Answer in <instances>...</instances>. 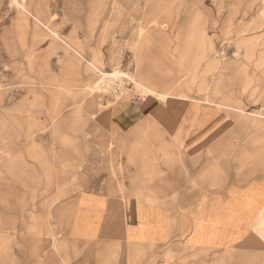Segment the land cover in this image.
Listing matches in <instances>:
<instances>
[{"label": "rangeland", "instance_id": "obj_1", "mask_svg": "<svg viewBox=\"0 0 264 264\" xmlns=\"http://www.w3.org/2000/svg\"><path fill=\"white\" fill-rule=\"evenodd\" d=\"M166 91L264 134V0H0V264H44L115 167L99 113Z\"/></svg>", "mask_w": 264, "mask_h": 264}, {"label": "crops", "instance_id": "obj_2", "mask_svg": "<svg viewBox=\"0 0 264 264\" xmlns=\"http://www.w3.org/2000/svg\"><path fill=\"white\" fill-rule=\"evenodd\" d=\"M163 95L99 113L115 167L77 195L44 264H264V134L244 110Z\"/></svg>", "mask_w": 264, "mask_h": 264}, {"label": "bare ground", "instance_id": "obj_3", "mask_svg": "<svg viewBox=\"0 0 264 264\" xmlns=\"http://www.w3.org/2000/svg\"><path fill=\"white\" fill-rule=\"evenodd\" d=\"M116 90H117V91L120 90V86H119V85L116 87Z\"/></svg>", "mask_w": 264, "mask_h": 264}, {"label": "built area", "instance_id": "obj_4", "mask_svg": "<svg viewBox=\"0 0 264 264\" xmlns=\"http://www.w3.org/2000/svg\"><path fill=\"white\" fill-rule=\"evenodd\" d=\"M137 99H140V97H137Z\"/></svg>", "mask_w": 264, "mask_h": 264}]
</instances>
